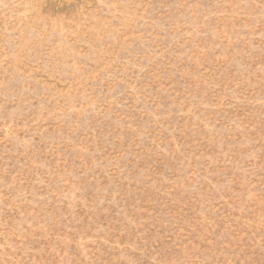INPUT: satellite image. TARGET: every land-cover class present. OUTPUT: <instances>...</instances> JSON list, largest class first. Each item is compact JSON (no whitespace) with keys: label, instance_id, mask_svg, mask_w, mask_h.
Instances as JSON below:
<instances>
[{"label":"rangeland","instance_id":"1","mask_svg":"<svg viewBox=\"0 0 264 264\" xmlns=\"http://www.w3.org/2000/svg\"><path fill=\"white\" fill-rule=\"evenodd\" d=\"M0 264H264V0H0Z\"/></svg>","mask_w":264,"mask_h":264}]
</instances>
